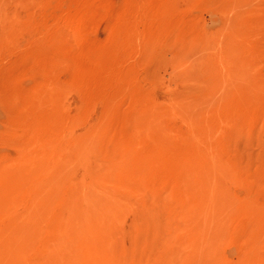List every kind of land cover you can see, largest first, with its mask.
I'll return each mask as SVG.
<instances>
[{
	"label": "rangeland",
	"instance_id": "obj_1",
	"mask_svg": "<svg viewBox=\"0 0 264 264\" xmlns=\"http://www.w3.org/2000/svg\"><path fill=\"white\" fill-rule=\"evenodd\" d=\"M0 186V264H264V0H0Z\"/></svg>",
	"mask_w": 264,
	"mask_h": 264
},
{
	"label": "bare ground",
	"instance_id": "obj_2",
	"mask_svg": "<svg viewBox=\"0 0 264 264\" xmlns=\"http://www.w3.org/2000/svg\"><path fill=\"white\" fill-rule=\"evenodd\" d=\"M22 157H23V156H22ZM18 158H19V157H18ZM20 161H21V160H20ZM35 161H36V159H35ZM32 162H33V161H32ZM28 163H29V162H28ZM34 164H35V162H34ZM32 165H33V164H32ZM35 165H36V164H35ZM32 167H33V166H32ZM35 167H37V166H35ZM38 169H39V168H38ZM30 175H31V174H30ZM23 178H24V177H23ZM12 179H13V178H12ZM14 179H16V178H14ZM14 179H13V180H14ZM14 182H15V181H14ZM16 182H19V181H16ZM6 183H7V182H6ZM12 183H13V182H12ZM12 183H11V184H12ZM3 184H5V182H4ZM9 186H10V185H9ZM0 187H1V186H0ZM2 187H3V186H2ZM4 187H6V186H4ZM4 187H3V188H4ZM7 187H8V185H7ZM4 189H7V188H4ZM2 190H3V189H2ZM2 190H0V191H2ZM9 190H10V188H9ZM4 191H5V190H4ZM6 192H7V190H6ZM8 194H10V193L8 192ZM4 196H5V195H4ZM83 253H84V252H83Z\"/></svg>",
	"mask_w": 264,
	"mask_h": 264
}]
</instances>
